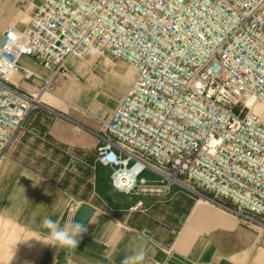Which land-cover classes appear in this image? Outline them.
Segmentation results:
<instances>
[{
    "label": "built area",
    "instance_id": "built-area-1",
    "mask_svg": "<svg viewBox=\"0 0 264 264\" xmlns=\"http://www.w3.org/2000/svg\"><path fill=\"white\" fill-rule=\"evenodd\" d=\"M91 52L136 69L112 112L95 116L101 130L88 128L101 140L94 160L43 139L71 163L109 166L118 191L178 186L264 229V121L254 110L264 104V0H42L24 27L0 35V162L67 59ZM24 55L52 76L21 65ZM17 73L43 84L23 89Z\"/></svg>",
    "mask_w": 264,
    "mask_h": 264
},
{
    "label": "crops",
    "instance_id": "crops-1",
    "mask_svg": "<svg viewBox=\"0 0 264 264\" xmlns=\"http://www.w3.org/2000/svg\"><path fill=\"white\" fill-rule=\"evenodd\" d=\"M41 1L0 0V35L9 24L24 27ZM20 63L44 78L52 76L33 57L24 55ZM79 63L75 56L67 59V72L42 93L44 105L26 120L29 130L0 162V264H121L140 247L147 249L145 264H264V229L248 227L178 186L163 196L118 191L109 166L98 164L93 170L81 161L71 163L43 139L72 147L87 162L96 156L101 140L88 128L101 130L95 116L105 117L112 109L97 91L104 71L93 73L94 84L86 83L77 76ZM14 81L30 91L43 84L21 73ZM149 172L145 177L155 178ZM138 200L145 210L130 209ZM45 217L61 226L86 224L88 231L76 250L38 241L48 232L42 225ZM20 235L38 240L20 242L13 249Z\"/></svg>",
    "mask_w": 264,
    "mask_h": 264
},
{
    "label": "rangeland",
    "instance_id": "rangeland-1",
    "mask_svg": "<svg viewBox=\"0 0 264 264\" xmlns=\"http://www.w3.org/2000/svg\"><path fill=\"white\" fill-rule=\"evenodd\" d=\"M80 62L77 67V76L81 81L86 83H93L92 75L98 71H104V81L97 91H102L103 100L108 105V110H113L117 100L126 92L129 85L136 76V69L129 62L116 57H103L95 52L88 53L82 57L75 56ZM261 119L264 121V104L258 111ZM25 132H20L16 136L14 142L10 145L9 149L17 142ZM143 176H151L148 170L142 173ZM101 187V185H99ZM261 230V228L259 229Z\"/></svg>",
    "mask_w": 264,
    "mask_h": 264
},
{
    "label": "clouds",
    "instance_id": "clouds-1",
    "mask_svg": "<svg viewBox=\"0 0 264 264\" xmlns=\"http://www.w3.org/2000/svg\"><path fill=\"white\" fill-rule=\"evenodd\" d=\"M256 103V97H249V104L254 105ZM44 228L48 230L46 237L43 240H38L33 237H26L20 235L15 243L12 245L14 249L15 246L20 242H27L31 239L42 241L46 245H51L57 249H70L76 250L79 245L82 236L88 231L86 224L79 221H72L64 223L62 226L57 220H53L51 217H45L42 221ZM147 257L146 247H140L134 251L132 255L126 256L121 264H145Z\"/></svg>",
    "mask_w": 264,
    "mask_h": 264
},
{
    "label": "bare ground",
    "instance_id": "bare-ground-1",
    "mask_svg": "<svg viewBox=\"0 0 264 264\" xmlns=\"http://www.w3.org/2000/svg\"><path fill=\"white\" fill-rule=\"evenodd\" d=\"M41 96L42 95L39 96V99L37 101L41 100ZM262 105L263 104H261V103L256 104L255 107H254V110L258 112L262 108Z\"/></svg>",
    "mask_w": 264,
    "mask_h": 264
}]
</instances>
